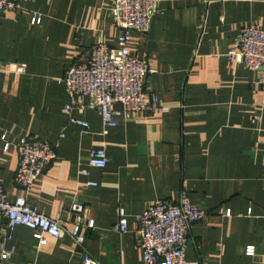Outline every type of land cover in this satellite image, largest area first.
I'll return each instance as SVG.
<instances>
[{
	"label": "crops",
	"instance_id": "0c3cea01",
	"mask_svg": "<svg viewBox=\"0 0 264 264\" xmlns=\"http://www.w3.org/2000/svg\"><path fill=\"white\" fill-rule=\"evenodd\" d=\"M112 5L23 0L0 17V186L12 202L23 194L15 182V145L25 136L40 137L59 147L27 192L28 204L56 219L79 202L85 220L95 221L85 230L83 248L69 233L46 234L47 244L38 248L34 228L21 225L9 233L2 221L0 249L11 251L3 264H83L84 252L100 264H145L139 215L156 200L184 196L209 212L191 226L190 263L260 264L264 86L259 72L229 54L244 28L264 29V0H160L150 30L133 31L129 47L156 70L145 91L168 110L124 112L108 128L97 110H75L89 122L85 133L64 113L69 96L59 80L92 46L117 45L121 29ZM35 13L42 16L38 24L32 23ZM14 64L26 70L15 72ZM93 149L107 151L106 167L90 165ZM120 210L128 219L124 233L114 228ZM63 221L73 230V215ZM248 246L254 255L246 254Z\"/></svg>",
	"mask_w": 264,
	"mask_h": 264
},
{
	"label": "built area",
	"instance_id": "2783aa9c",
	"mask_svg": "<svg viewBox=\"0 0 264 264\" xmlns=\"http://www.w3.org/2000/svg\"><path fill=\"white\" fill-rule=\"evenodd\" d=\"M23 0H0V17L8 11L20 9ZM160 11V0H113L112 15L121 29L116 46L99 43L86 51L68 68L60 83L66 87L69 102L64 113L70 123L79 124L86 133L89 122L76 118L75 110L83 113L86 109L97 110L105 128L116 126L118 117L124 112H146L153 109L168 108L160 104L155 93H147L145 85L156 70L145 59L134 56L129 47L133 31L148 32L153 17ZM42 16L35 13L32 23L38 24ZM237 49L229 54L237 63L247 69L259 72L264 86V29L246 27L237 38ZM12 70L24 72V64H14ZM90 98L91 101L87 102ZM65 134H61V138ZM5 139V136H2ZM7 145L6 150L8 149ZM19 166L15 182L22 195L12 202L5 189L0 186V222L7 224L9 233L18 226H29L36 230L38 248L47 244L46 234L59 238L66 233L83 248L86 228H94V220H85V207L72 202L67 215L59 214L52 219L28 204L27 192L36 179L43 174L56 157L58 144L37 136L23 137L15 145ZM109 162L105 149H93L89 163L104 168ZM96 185L95 182H89ZM68 214L74 216L73 230L68 231L63 220ZM230 214V212H226ZM209 212L193 204L187 196L181 201L156 200L138 217V243L144 255L145 264H192L187 260V248L191 240L192 224L206 218ZM115 230L128 231V219L124 210H120L119 222ZM255 247L246 248L247 255L255 254ZM11 251L0 249V264L9 260ZM27 264V263H20ZM83 264H100L90 254L84 252ZM260 264H264V257Z\"/></svg>",
	"mask_w": 264,
	"mask_h": 264
}]
</instances>
